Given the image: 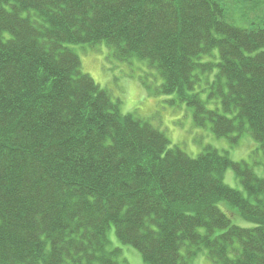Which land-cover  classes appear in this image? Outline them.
Masks as SVG:
<instances>
[{"label": "trees", "instance_id": "16d2710c", "mask_svg": "<svg viewBox=\"0 0 264 264\" xmlns=\"http://www.w3.org/2000/svg\"><path fill=\"white\" fill-rule=\"evenodd\" d=\"M224 15L219 0H0V264H129L110 229L142 264H264V176L121 113L71 48L145 61L195 125L264 151V25Z\"/></svg>", "mask_w": 264, "mask_h": 264}, {"label": "rangeland", "instance_id": "374dc122", "mask_svg": "<svg viewBox=\"0 0 264 264\" xmlns=\"http://www.w3.org/2000/svg\"><path fill=\"white\" fill-rule=\"evenodd\" d=\"M225 9V20L241 28L264 25V0H219ZM71 48L79 56L81 70L92 77L106 89L113 100L119 101L123 114L131 113L161 130L171 146H178L189 156H197L206 146L225 151L233 161H246L259 176H264V151L258 147L248 134L239 137L238 143L229 138H217L210 131L209 125L198 127L193 120L192 108L184 103L170 102L171 95L157 91L161 78L155 70L147 67L145 61L132 59L120 61L111 50L103 44L97 46L73 45ZM207 84L200 83L198 90L205 89ZM224 182L233 188L242 190L239 180L232 170L224 173ZM221 209L231 217L234 223L241 226L251 224L238 218L223 203ZM109 244L121 250L120 258L129 264H142L141 256L134 248L122 244L110 229L107 233ZM197 264H210L199 259Z\"/></svg>", "mask_w": 264, "mask_h": 264}]
</instances>
